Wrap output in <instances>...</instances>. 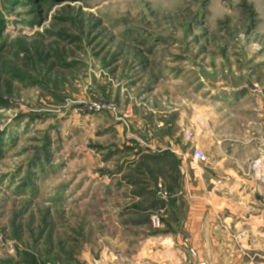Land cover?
<instances>
[{"label":"rangeland","instance_id":"rangeland-1","mask_svg":"<svg viewBox=\"0 0 264 264\" xmlns=\"http://www.w3.org/2000/svg\"><path fill=\"white\" fill-rule=\"evenodd\" d=\"M206 126L264 134V0H0V264L171 208Z\"/></svg>","mask_w":264,"mask_h":264},{"label":"crops","instance_id":"crops-1","mask_svg":"<svg viewBox=\"0 0 264 264\" xmlns=\"http://www.w3.org/2000/svg\"><path fill=\"white\" fill-rule=\"evenodd\" d=\"M206 130L209 138L196 145L212 158L204 164L192 155L177 158L181 197L171 208H160L164 226L151 230L146 209L135 223H115L112 237L99 238V254L83 252L87 264H264V179H256L250 165L264 155V134L251 137L246 130L239 148L227 136L218 139L209 126Z\"/></svg>","mask_w":264,"mask_h":264},{"label":"built area","instance_id":"built-area-1","mask_svg":"<svg viewBox=\"0 0 264 264\" xmlns=\"http://www.w3.org/2000/svg\"><path fill=\"white\" fill-rule=\"evenodd\" d=\"M185 139L186 140H192L194 139L195 134L191 130H186L184 132ZM192 159L194 162L197 164H204L208 161L207 154L205 153L204 150H201L199 147H194L193 148V153H192ZM251 165V171L252 174L255 176L256 179L262 180L264 179V155L260 156L258 158L253 159V161L250 162ZM158 187V196L162 198L163 200H169L170 194L167 192V190L164 188V186L158 182L157 183ZM164 212L161 210H156L150 213L149 218H150V226L153 230L161 229L164 226ZM10 251H14V246L10 245ZM192 255H196V252L194 250H191ZM193 264V263H191ZM194 264H206L205 262H197Z\"/></svg>","mask_w":264,"mask_h":264}]
</instances>
